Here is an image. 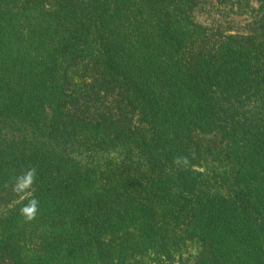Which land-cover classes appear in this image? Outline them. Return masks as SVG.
Wrapping results in <instances>:
<instances>
[{"label": "trees", "instance_id": "16d2710c", "mask_svg": "<svg viewBox=\"0 0 264 264\" xmlns=\"http://www.w3.org/2000/svg\"><path fill=\"white\" fill-rule=\"evenodd\" d=\"M207 1L0 0V264H264V0Z\"/></svg>", "mask_w": 264, "mask_h": 264}, {"label": "rangeland", "instance_id": "374dc122", "mask_svg": "<svg viewBox=\"0 0 264 264\" xmlns=\"http://www.w3.org/2000/svg\"><path fill=\"white\" fill-rule=\"evenodd\" d=\"M194 20L199 24L210 26L214 29H230L244 32L249 27V19L246 14H237L233 0H224L218 3L216 0H208L200 3L193 10Z\"/></svg>", "mask_w": 264, "mask_h": 264}, {"label": "clouds", "instance_id": "9594fccd", "mask_svg": "<svg viewBox=\"0 0 264 264\" xmlns=\"http://www.w3.org/2000/svg\"><path fill=\"white\" fill-rule=\"evenodd\" d=\"M175 163L179 164L181 162L187 163V158L185 157H177L174 161ZM36 175L35 168L29 169L25 174L18 178V183L16 185V189L20 192L26 191L31 187L34 182V178ZM38 200L32 199L29 201L27 205L21 210L22 214L28 220H31L35 217V214L38 210Z\"/></svg>", "mask_w": 264, "mask_h": 264}]
</instances>
